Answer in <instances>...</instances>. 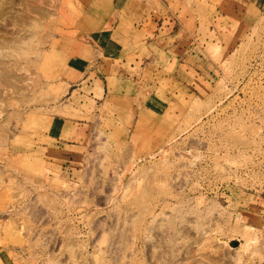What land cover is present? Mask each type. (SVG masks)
Here are the masks:
<instances>
[{"label":"rangeland","instance_id":"374dc122","mask_svg":"<svg viewBox=\"0 0 264 264\" xmlns=\"http://www.w3.org/2000/svg\"><path fill=\"white\" fill-rule=\"evenodd\" d=\"M245 7L0 0V264H264V14L236 35Z\"/></svg>","mask_w":264,"mask_h":264},{"label":"crops","instance_id":"0c3cea01","mask_svg":"<svg viewBox=\"0 0 264 264\" xmlns=\"http://www.w3.org/2000/svg\"><path fill=\"white\" fill-rule=\"evenodd\" d=\"M121 1V0H120ZM246 7L242 10V16L240 18V20H237L238 23H236L235 25V34L238 35L239 33V27H242V26H246L245 29H243V32L246 30V32H248V29H249V25L250 23H253L254 19L257 18V14L256 11L259 12V14H264V0H240ZM121 4V3H120ZM146 11L147 8H143L142 11L138 14L135 15V17H138L140 18V20H143V21H148L150 19H153L152 17V14L147 13ZM237 11V10H235ZM255 11V12H254ZM120 12L118 11V13H113L112 16L110 15L107 19L109 22H113V21H119V16ZM148 14V15H147ZM252 14V15H251ZM131 15V14H130ZM250 19H252V21H249ZM116 26V25H115ZM114 26V27H115ZM142 26V25H141ZM141 26L138 27V29L141 28ZM237 26V27H236ZM161 27L158 28V30H160ZM187 33V32H186ZM110 34V33H109ZM111 35V34H110ZM183 35V34H182ZM188 35H183L182 37H186ZM99 37H97L96 39H98ZM109 38V36H108ZM189 40L188 39H181V38H175L173 44L171 45V50L176 54L177 58L181 59L182 60V63H179V65L177 67H182V69H185V70H188L189 69V58L188 60L186 59H183V57L185 56V54L188 52V49H189ZM95 48H93V54H92V58L94 57L95 59V56H94V53H95ZM87 51V50H85ZM116 52V51H114ZM113 52V53H114ZM119 52V51H118ZM139 51H136L134 54H135V58H133L134 62L136 63L135 64H132L130 63L129 67L127 68V66H122L121 64H118V67L120 68H123L125 69L123 72H119L121 70H119V68H117L119 71L118 73L116 74L115 76V80H117L119 83H125L127 80H129V77H126L127 76V70L131 69L132 71H139L140 73H142L143 69L141 68V58L138 56V53ZM203 62V61H202ZM122 64H125L123 62V60L121 61ZM201 62H197V64L199 66H194L197 70L200 72L199 74H203L201 77H204L205 78V72H204V69H205V65L204 63H201ZM206 63V62H205ZM138 65V66H137ZM109 68L112 70V69H115L116 66H109ZM203 69V71H202ZM121 74H125L126 76H122ZM205 75V76H204ZM200 77V76H199ZM211 77V75H209V78ZM114 78V77H113ZM140 77H133V81L136 82V80H139ZM207 80V79H206ZM104 81V80H103ZM102 82V81H101ZM207 82V81H206ZM209 83V82H208ZM104 87H102L100 90L98 91H101V96L104 95L105 93V89H106V92H108V86H107V82L106 84L104 85ZM106 95V94H105Z\"/></svg>","mask_w":264,"mask_h":264},{"label":"built area","instance_id":"2783aa9c","mask_svg":"<svg viewBox=\"0 0 264 264\" xmlns=\"http://www.w3.org/2000/svg\"><path fill=\"white\" fill-rule=\"evenodd\" d=\"M258 188L261 190V192L259 194L264 196V170L262 172L260 184H259Z\"/></svg>","mask_w":264,"mask_h":264}]
</instances>
